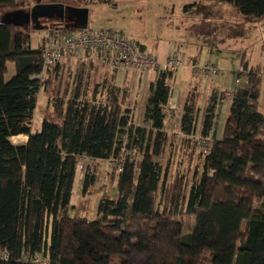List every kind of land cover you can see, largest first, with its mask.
I'll list each match as a JSON object with an SVG mask.
<instances>
[{
    "label": "trees",
    "instance_id": "trees-1",
    "mask_svg": "<svg viewBox=\"0 0 264 264\" xmlns=\"http://www.w3.org/2000/svg\"><path fill=\"white\" fill-rule=\"evenodd\" d=\"M27 1L0 0V9ZM219 1L242 15H264V0ZM9 60L15 73L5 79ZM63 66L60 59L44 67L27 28L0 24V264H264L260 66L243 60L221 135L210 138L207 154L195 163V145L185 135L200 110L201 75L186 92L179 123L184 135L171 145L164 108L173 71H157L134 123L129 90L115 82L114 70L81 58L69 65L60 95ZM40 90L47 103L34 130ZM219 96L218 86L204 95L203 136L215 127ZM18 134L26 140L12 143ZM169 145L177 154L173 172L172 158L161 162ZM80 156L115 161L116 192L100 195L93 219L68 211ZM94 180L86 171L84 194Z\"/></svg>",
    "mask_w": 264,
    "mask_h": 264
},
{
    "label": "rangeland",
    "instance_id": "rangeland-1",
    "mask_svg": "<svg viewBox=\"0 0 264 264\" xmlns=\"http://www.w3.org/2000/svg\"><path fill=\"white\" fill-rule=\"evenodd\" d=\"M68 3L78 4L80 2L69 0ZM29 5L31 6L32 3L29 2ZM82 6L88 10L87 28L122 31L152 50L159 61L177 48L180 53L194 54L200 62L205 60L217 62L221 71L210 78L224 89L234 85L236 72L243 59L247 60L249 65L260 66L262 71H260L258 109L264 113V15L261 17L242 15L231 3L219 0H94ZM3 12L4 10L0 9V15ZM26 28L30 34L32 47L37 46L38 40L48 33L47 27L36 29L30 23ZM201 44L202 47L198 50ZM76 62H72L70 66ZM6 66L4 77L8 79L15 73L16 67L14 61L11 60L7 61ZM69 67L65 69L63 66L62 68L59 82L60 95L66 85ZM131 72L134 71L126 74L129 79H134L133 83L131 86L127 84V80L125 83L131 93L129 101L131 100L133 105H131L133 107L132 120L134 123H140L142 101L149 90L147 75L143 76L140 81L143 72L133 74ZM122 76V73L116 72L115 82L124 85ZM46 103V95L40 90L37 94V104L33 115L34 128H36V122L42 119ZM200 103L203 104V101L201 100ZM173 128V130H178L177 133L180 130L176 125ZM176 132L174 131V134H177ZM179 134L174 138L173 143H170L171 145L180 140L182 132ZM10 140L17 144L24 142L26 138L24 135L11 136ZM169 147L166 148L161 162L172 158L170 172H173L177 154L176 150L171 151L172 147L170 145ZM194 152L196 161H198L200 153L198 149ZM111 166L104 158L89 159L82 156L78 158L70 200L73 205L69 207V214H82L89 219L96 216L100 195L106 192L114 195L116 192V173L110 171ZM86 171L89 174L93 172L95 180L92 187L84 194L82 181ZM187 221L189 222V218ZM192 221H194L193 216ZM188 228L185 225V229L188 230Z\"/></svg>",
    "mask_w": 264,
    "mask_h": 264
},
{
    "label": "built area",
    "instance_id": "built-area-1",
    "mask_svg": "<svg viewBox=\"0 0 264 264\" xmlns=\"http://www.w3.org/2000/svg\"><path fill=\"white\" fill-rule=\"evenodd\" d=\"M94 0H80L84 4ZM38 47L43 56L44 67L52 66L58 60H64L67 69L72 62L81 58L95 60L100 66L109 71H130L142 73L150 69L170 70L175 72L185 64L184 60L177 54H169L159 61L152 50L135 41L122 31L110 29L91 30L87 27L72 31L62 25H54L48 28V33L38 42ZM193 72L201 75L205 80L220 73L221 69L212 61L200 62L194 59L191 63ZM38 77L42 76L37 74ZM233 94V88H220L219 99L226 101ZM173 107L164 108V114L171 113ZM195 113L193 130L185 137L198 149L202 155L207 154L210 143L209 136L201 135L202 106ZM180 133V132H179ZM176 135L179 136L180 134ZM184 134L182 133L181 137ZM110 164L115 161H110ZM119 170V167L116 168ZM39 261L38 258L34 259Z\"/></svg>",
    "mask_w": 264,
    "mask_h": 264
},
{
    "label": "crops",
    "instance_id": "crops-1",
    "mask_svg": "<svg viewBox=\"0 0 264 264\" xmlns=\"http://www.w3.org/2000/svg\"><path fill=\"white\" fill-rule=\"evenodd\" d=\"M68 1L69 0H67L66 2H68ZM71 30H74V29H71ZM142 45L145 46L144 44H142ZM201 47H202V44L199 45V47L197 49L199 50V48L201 49ZM208 50H210V49H208ZM170 52H172V53H170ZM170 52H169V54H177V55H179L184 60V62H185V64L183 65V67L180 66L174 72V76H173V79H172V83H173L172 93H171V96L169 98L168 104L165 106L166 109L169 108V107H173L174 109H172V111H171L170 114H168V112L165 114V118H164V131H166L168 133V135L170 136V138L172 136L176 138L177 135L174 134V131L176 132L178 130H173L174 129L173 127L176 125V127L179 128V123H180L181 114L183 112V104H184L186 92L189 89L190 84L191 83H194L195 80H196V77L197 76H200V75L199 74L196 75V74L192 73L193 71L191 69V63L194 61V59H196V57L194 56V54H192V53H190V54H188V53L187 54L180 53L177 48L175 50L173 49ZM243 60H242V62H243ZM214 63L218 66V63L217 62L214 61ZM240 67H241V65H240ZM114 72H115V74H116V72L117 73H122V75H123L122 78H123V81H124V85L127 86L126 83H125V80H127V84H130V86H131V84L134 81L133 78H130L129 79L127 77L128 74L123 73V72H120V71H114ZM131 73L133 74L135 72H131ZM145 75H147V82H148V89H149V83L152 80H154V78L157 75V71L154 70V69H150L148 71L143 72V75L141 76L140 81H141L142 77L145 76ZM235 82L236 81H234V83ZM212 86H218V87H220L219 83L216 82V81H213L211 78H209L208 80H205L203 78L201 80V85L199 87H200V90L202 92V98H201V100L203 101V104H201L199 102L200 103L199 104V108H200V106H202V108H203L204 99H205L204 98V95L206 94V91L209 90L210 87H212ZM222 87H220V88H222ZM231 87H233V85ZM148 93H149V90L147 91V95H148ZM130 94L131 93L129 92V97H130ZM146 96L143 98L142 107H143V102H144V99L146 98ZM129 97L127 99L128 104L132 105L131 104L132 102H130L131 100L129 101ZM228 109H229V100L223 101V100L217 99V101L215 103V107H214L215 127H214V129L211 130V133L209 135L210 138L212 136L217 138V137H219L221 135L223 123H224V120L226 119V115H227ZM172 112H173V114H172ZM142 114H143V109H142ZM177 116H178V119H176ZM141 118H142V116H141ZM40 123H41V120L37 121L36 122V128H34L33 125H32V129L33 128H34V130L35 129H38L39 126H40ZM179 132H181V131L179 130ZM20 135H24L25 138L27 137L25 134H18V135H13V136H20ZM195 161H196V156H195V152H194V154H193V163H195ZM115 178H117V173H116Z\"/></svg>",
    "mask_w": 264,
    "mask_h": 264
},
{
    "label": "water",
    "instance_id": "water-1",
    "mask_svg": "<svg viewBox=\"0 0 264 264\" xmlns=\"http://www.w3.org/2000/svg\"><path fill=\"white\" fill-rule=\"evenodd\" d=\"M69 9L75 16V29L85 28L87 26V8L85 6L66 4L62 1H43L33 0V4L28 8H16L13 10L4 11L0 15V24H11L16 26L27 27L32 23V27L36 29L50 28L54 25H61L64 20L65 10ZM41 18H47L52 22L42 24Z\"/></svg>",
    "mask_w": 264,
    "mask_h": 264
},
{
    "label": "flooded vegetation",
    "instance_id": "flooded-vegetation-1",
    "mask_svg": "<svg viewBox=\"0 0 264 264\" xmlns=\"http://www.w3.org/2000/svg\"><path fill=\"white\" fill-rule=\"evenodd\" d=\"M29 2L30 4L32 3L33 4V0H29L27 1L25 4H22L20 7L22 8H25V9H28L29 8ZM66 4H70L68 2H65ZM71 5H79V6H82L84 5L83 2H80L78 4H71ZM42 23H44L45 25L52 22L51 20L47 19V18H41L40 20ZM76 22V16L69 10V9H66L65 10V13H64V20L61 22V25L66 28V29H75V25L77 24ZM32 24V23H30Z\"/></svg>",
    "mask_w": 264,
    "mask_h": 264
}]
</instances>
